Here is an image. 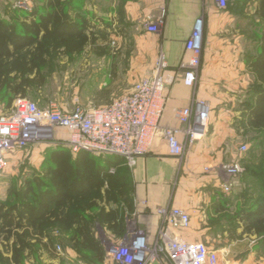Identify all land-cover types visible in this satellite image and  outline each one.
Returning a JSON list of instances; mask_svg holds the SVG:
<instances>
[{
	"label": "crops",
	"instance_id": "crops-1",
	"mask_svg": "<svg viewBox=\"0 0 264 264\" xmlns=\"http://www.w3.org/2000/svg\"><path fill=\"white\" fill-rule=\"evenodd\" d=\"M249 4L244 6V15L251 18L254 13L255 21L259 22L260 18L256 14L258 0L253 8ZM236 7L232 5L228 10H220L214 0H87L65 5L71 17L89 24L85 33L90 39H95V43L90 46L98 47L99 55L105 57L110 54L111 50L107 45L112 41L122 40L126 35L133 36L137 41L150 39L153 49H162L166 53L170 72L176 71L181 62L190 56L185 49L186 40L197 19L201 16L205 18L207 46L202 54L197 86L193 89L185 85L179 76L168 91L161 125L182 128L183 124L177 119L176 112L189 106L196 95L199 99L209 101L213 107L208 135L188 146L182 158L173 155L166 138L158 135L149 151L138 157L137 164L129 169L133 180V203L135 207V202H138L141 226L148 227L154 235L160 222L159 216L154 213L155 209L169 205L185 209L191 216V222L183 232L184 237L189 241H203L221 252L230 251L229 264H240L236 258V249H240V244L230 238L231 223L227 221V217L232 214V202L229 194L221 189L223 172L219 167L221 163L237 157L233 135L237 131L235 123L240 119L241 111L229 110L232 101L238 97L231 92L240 91L244 93V98L245 92L255 80L245 59L246 55L239 50L233 51L228 48L230 45H226L232 39L237 41L236 39L243 38V34H231L232 26L242 17L241 11ZM49 8L47 4L40 2L32 4V11L38 9L40 12L27 18L24 13L26 10H16L7 2H0V16L9 21L29 23L36 21L39 14L43 13L41 11ZM248 10L252 11L249 13ZM163 12L165 18L161 30L158 33L148 32L145 28L146 21L157 19ZM215 43L220 44L216 49ZM208 45L212 47L209 48ZM87 50L88 45L82 52ZM153 64L139 79L151 71ZM133 87L134 85L127 87L125 93L132 91ZM110 95L112 96L111 92L106 93L101 101L90 104H108L114 100H108ZM58 131L60 136L67 135L64 129ZM177 137L185 142L184 133L179 132ZM206 167L210 169L206 170ZM4 184L0 177V191ZM143 200L147 201L146 206L139 205ZM236 231L242 236H254L244 232L242 222H239ZM59 245L62 255L67 258L76 257L77 253L73 248L62 241ZM0 248H3L2 245ZM251 255L242 259L244 264L249 263ZM43 261L57 264L60 259L50 257L43 258ZM34 262L35 259L28 257L23 264Z\"/></svg>",
	"mask_w": 264,
	"mask_h": 264
},
{
	"label": "trees",
	"instance_id": "trees-1",
	"mask_svg": "<svg viewBox=\"0 0 264 264\" xmlns=\"http://www.w3.org/2000/svg\"><path fill=\"white\" fill-rule=\"evenodd\" d=\"M246 3L231 0L228 5ZM258 3L257 49L245 57L255 80L241 101L238 120L246 131L257 134L252 149L264 147V0ZM45 4L50 8L29 23L0 16V101L8 106L15 98L26 97L35 81L43 82L42 68L59 55L80 53L95 43L85 33L89 24L68 14L65 5L70 3L47 0ZM39 12L24 11L27 18ZM47 148L44 171L26 179L9 198H0V264H23L28 257H39L40 249L54 256L60 241L77 252L79 261L103 264L107 248L96 227L101 226L108 238H123L127 233L126 218L134 209L131 171L120 156L73 154L65 146ZM244 172L254 180L256 194L238 200L227 221L234 227L242 222L244 232L264 244V166Z\"/></svg>",
	"mask_w": 264,
	"mask_h": 264
},
{
	"label": "built area",
	"instance_id": "built-area-1",
	"mask_svg": "<svg viewBox=\"0 0 264 264\" xmlns=\"http://www.w3.org/2000/svg\"><path fill=\"white\" fill-rule=\"evenodd\" d=\"M230 1L214 0L220 10H225ZM13 7L32 11L29 0H17ZM164 18L163 12L157 19L146 21L145 28L150 33H158ZM205 28V18L201 16L185 43L190 56L176 71H169L167 55L160 50L151 71L135 83L132 91L108 104L76 103L73 109H68L57 101H50L41 107L27 97H17L9 111L0 113V176L17 152L39 145H62L73 154L86 151L96 156H120L133 168L138 157L149 151L154 138L162 135L171 153L184 157L188 146L209 133L211 103L195 95L189 106L178 109L176 117L182 128L162 126L161 117L168 91L179 76L185 85L193 89L197 86L206 44ZM59 129L67 131V135L60 136ZM179 132L184 133L185 142L178 139ZM242 150H247V146L243 145ZM219 168L223 172L221 189L229 194L242 167L239 162H223ZM137 204L135 212L127 217V233L107 249L106 264H221L225 252L184 237L183 232L191 222L188 211L170 205L155 209L160 222L153 235L148 227L140 225ZM141 204L146 206L147 201ZM57 249L61 250V245Z\"/></svg>",
	"mask_w": 264,
	"mask_h": 264
},
{
	"label": "rangeland",
	"instance_id": "rangeland-1",
	"mask_svg": "<svg viewBox=\"0 0 264 264\" xmlns=\"http://www.w3.org/2000/svg\"><path fill=\"white\" fill-rule=\"evenodd\" d=\"M16 1L17 0H0V2H7L12 6ZM29 1L31 4L37 5L38 2L45 4L47 0ZM65 1L71 4V1L74 3L87 0ZM255 2L256 0H247L246 4L250 3L249 6L252 4L253 8ZM229 8L230 5H228L225 10ZM236 8L241 11L242 17L237 24L232 26L231 34H243V38L236 39L237 41L232 39V41L226 45L231 46L228 47L229 49L233 51L239 50L245 55L249 52L255 53L257 49L256 36L260 31V27L257 25L258 22L255 21L254 13H252L251 18L244 15V6L242 10H240L241 7ZM251 11L252 10H248L249 13ZM87 45V52L73 53L71 55L61 54L58 58L53 60L52 63L43 67L41 72L44 78L43 82L37 80L29 86L26 97L36 101L41 106H45L50 101H57L68 109H73L76 103L86 106L94 105L90 103L101 101L102 97L109 92L112 93V96L110 95L108 100L115 99V96L119 97L125 94V89L127 87L130 88L135 85L141 74L150 69L158 52L162 50L159 49L157 51L153 49V42L150 39L137 41L134 40L131 35H126L122 40L110 42L107 48L111 50V53L105 57L99 55L98 47L95 45L90 46L91 43ZM206 46L207 43L205 44L204 50ZM217 46H220V44L215 43L214 49H216ZM208 47L210 48L212 46L208 45ZM32 76L35 77L36 72ZM231 94L233 96L237 95L238 97L236 100L234 99L232 101L229 110L232 112L242 111L241 101L243 100L242 95L244 93L232 91ZM16 99L17 98H15L9 106L6 104L5 100L0 101V113L9 111ZM235 124L237 131L235 130L236 132H234L233 140L237 145V157L227 162H239L242 171L237 176L233 189L229 193V196L233 200L232 211H235L238 207V200L241 202L247 197L256 194L253 190L254 180L252 181V178L245 177V168L254 167L259 169L260 166H264V147L258 146L252 149V144L257 134L254 131H246L239 121H236ZM243 145H246L248 150L243 151ZM59 146L62 145L55 144L52 145V148ZM48 152L47 146L41 145L17 152L12 158L9 167L0 176L5 182L4 188L0 191V198H9L12 196V192L26 179L33 177L35 173L43 172L47 167ZM135 210L136 207H134L129 215L130 217ZM230 227V238L237 240L240 244V249H236V258L239 259L240 264H244L242 259L250 256L252 252L255 253L251 255L252 259L248 264H264V244L261 243V240L256 235L253 237L243 235V237L242 234L237 233V227H234L233 224H231ZM96 229L97 235L107 249L110 245H115V243L123 239L113 236H111V238L109 236L108 238L101 226H97ZM58 245L59 243L56 245V251L58 253L54 256L40 249L39 257L31 256L30 258L35 259L34 264H48L43 261V258L50 257L59 258L60 261L57 264H85L78 260V254L74 258H67L65 255H62V250L57 249ZM229 257L230 251H225L221 258V264H229ZM106 263L107 258L103 264Z\"/></svg>",
	"mask_w": 264,
	"mask_h": 264
}]
</instances>
